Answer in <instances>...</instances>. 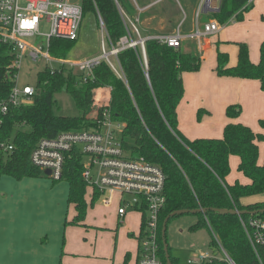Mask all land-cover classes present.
I'll list each match as a JSON object with an SVG mask.
<instances>
[{
  "label": "trees",
  "instance_id": "1",
  "mask_svg": "<svg viewBox=\"0 0 264 264\" xmlns=\"http://www.w3.org/2000/svg\"><path fill=\"white\" fill-rule=\"evenodd\" d=\"M247 1L220 0L218 12L201 13L206 17L202 24L215 20L223 26L242 21L243 13L248 10ZM132 4L131 0H82L83 18L92 14L99 28V16L113 45L125 36L135 41L137 36L120 13L121 9L134 22L138 11ZM184 44L174 49L158 40H146V62L140 46L126 48L117 55V73L121 76L102 61L93 69V77L86 82L71 70L45 66L37 73L32 103L10 108L6 114L0 113V147L3 146L0 148V177L38 176L41 172L29 160L36 143L61 132L93 126V121L86 116L108 106L113 121L122 125L124 147L134 157H142L160 166L166 175L165 204L159 215L160 260L166 264L161 236L164 219L177 210L204 209L205 213H195L200 222L190 229L198 228L202 220L205 221L203 224L219 239L235 264H258L239 217L215 209L250 213L264 210V201L243 202L264 193V156L262 164L258 163V143H264V136L240 123L227 124L221 138L189 140L180 132L177 107L184 95L182 74L196 72L201 65L200 56L185 50ZM74 45V41L52 39L48 50L52 56L64 58ZM238 48V61L234 67L227 66L226 53H217L216 74L258 80L260 90L264 92V44L260 48L258 64L250 62L245 44H238ZM13 61L11 47L0 42V101L8 97L13 85L11 79L16 72L12 67ZM62 92L71 96L79 115L69 117L55 113V95ZM201 113L199 110L198 118ZM225 114L229 119H236L241 108L228 106ZM8 146L12 147L11 151L5 149ZM231 156L238 158L237 172L248 180L247 184L238 180L232 185L226 182ZM81 170L80 160L73 156L66 160L62 174V180L69 185L68 200L76 211L73 224L84 219L87 208L84 199L87 185L81 177ZM142 214L140 236L145 227V211ZM249 215L244 214L242 218ZM210 248H216L215 240L211 241ZM168 250L170 254L169 245ZM214 252L218 253L217 250ZM170 259L171 264H177L171 254ZM204 264L227 263L215 260Z\"/></svg>",
  "mask_w": 264,
  "mask_h": 264
},
{
  "label": "crops",
  "instance_id": "2",
  "mask_svg": "<svg viewBox=\"0 0 264 264\" xmlns=\"http://www.w3.org/2000/svg\"><path fill=\"white\" fill-rule=\"evenodd\" d=\"M256 2L264 10V0H251L248 9L254 8ZM216 4L212 2L213 6ZM250 14L244 12L242 21L231 22L218 34L204 38L201 46H196L202 52L199 70L182 74L184 95L177 107V120L178 129L189 140L221 138L229 123H240L264 136L259 123L263 119L264 124V92L259 81L218 76L215 72L218 52L228 55V67L236 66L238 44L247 46L251 63H259L264 19L256 22L255 15ZM231 105L241 108L236 119L226 117V108ZM258 148V163L262 164L263 159L260 162L259 158L261 153L264 156V143H258ZM231 162L237 167L239 160L231 156L229 165ZM43 175L0 177V264H136L141 226L137 212L128 209L123 219H119V198L100 196L87 187L84 219L73 224L76 211L68 200L67 181L55 183ZM241 176L239 183L247 184L248 180ZM227 178L228 184H234ZM103 198L111 202L104 205Z\"/></svg>",
  "mask_w": 264,
  "mask_h": 264
},
{
  "label": "built area",
  "instance_id": "3",
  "mask_svg": "<svg viewBox=\"0 0 264 264\" xmlns=\"http://www.w3.org/2000/svg\"><path fill=\"white\" fill-rule=\"evenodd\" d=\"M163 1L165 0H150V3L145 7H140L138 0H131L139 13ZM214 1L217 2L215 6L212 5ZM219 1L199 0L193 29L187 34H184L181 29L185 22L184 18L176 30L171 33L143 38L138 32L135 22L120 9L122 18L129 23L132 31L134 30L137 40L134 41L125 36L116 45L110 42L104 23L98 16L101 55L73 61L66 57H54L48 49L52 39L74 42L78 40L83 23L82 3L74 2V0H0V42L11 47L14 55L12 67L16 71L11 79L13 85L8 97L0 101V113L6 114L10 108H18L32 103L36 94L34 85L19 83V68L24 59L29 58L33 62L43 61L51 69L63 67L66 70H76L77 74L81 75L83 82L93 77V69L102 61H105L117 73V55L126 48L140 46L146 62L145 38L158 40L174 49L180 48L187 40L194 41L196 46L200 47L204 38L218 34L223 28L215 20H210L202 25L198 21L200 14L206 12L205 6L208 9L207 12L219 10ZM247 3L248 7L251 0H248ZM43 20L50 25V30L46 35L39 33V27ZM38 36L44 37L45 48L27 42V39ZM106 41L109 46L108 51L106 50ZM111 57L115 58L117 66ZM51 64H55V66ZM87 118L93 121V126L61 132L52 138L40 139L30 153L31 165L44 175L45 171H49L48 177L54 181H60L66 160L76 156L80 160L81 177L87 187L96 191L100 196L104 194L119 196L117 208L119 219H123L128 209L135 211L139 209L142 213L145 211V227L141 236L139 233L140 246L136 264H164L158 256L159 215L165 204L166 175L164 171L160 166L152 164L142 157L137 158L132 154L125 153L127 149L122 143V125L113 121L108 106ZM114 124L119 129V135L117 132L115 134ZM0 148L3 146L1 145ZM5 149L11 151L12 147L8 146ZM93 170L94 174H91ZM125 195H132V201H126ZM110 202L111 200L107 198L102 199L104 205H108ZM238 217L257 263L264 264V215L257 213L250 214L245 219L242 216ZM213 237L217 249L210 250L212 252L217 250L218 254L223 255V258L219 260L227 264H235L219 239L215 235ZM215 260H218L216 256L208 252L196 256L195 260H191L190 263L204 264Z\"/></svg>",
  "mask_w": 264,
  "mask_h": 264
},
{
  "label": "rangeland",
  "instance_id": "4",
  "mask_svg": "<svg viewBox=\"0 0 264 264\" xmlns=\"http://www.w3.org/2000/svg\"><path fill=\"white\" fill-rule=\"evenodd\" d=\"M74 2L82 3V0H74ZM149 2L150 0H138V5L140 7H145L147 4H149ZM198 2L199 0H166L161 4H157L152 8L145 10L142 13L136 12L137 14L134 21L136 28L139 34L143 37H150L156 34L171 33L176 30L178 25L185 18V22L182 25L181 29L184 34H187L193 29ZM132 5L133 7H135L134 4ZM248 11L251 12V16L255 15L254 19L256 22L263 21L264 10L263 8H260L258 2L255 3L254 8H249L245 13H247ZM198 21L202 25V23L206 21V17L201 14V16H199L198 18ZM226 25H223V27H225ZM49 30V23L43 20L41 26L39 27V33L41 35H46L48 34ZM134 34L136 35V33ZM43 38L44 37L38 36L36 38L27 39V42L36 46L41 45L43 48H45V40ZM186 42L188 44L184 46L185 50L195 52L199 56L201 55L202 52L200 53L196 49V44H192L194 41L187 40ZM212 46H216V43H214V45ZM106 50H109L107 41ZM101 53L100 29L97 27V23L93 15L86 14L83 18L79 38L75 42V45L67 52L65 57L69 58L70 60L76 61L84 60L85 58L99 57ZM111 60L115 63V66H117L115 58L111 57ZM51 65L55 66V64ZM45 66L46 64L43 61L33 62L29 58L24 59L21 67L19 68V83L21 85H35L37 82V73L41 71ZM72 72L74 74L78 73L76 70H73ZM55 100L56 104L54 107V111L56 114L69 117L79 115L73 99L67 93L62 92L56 94ZM89 115L90 114H88L86 118L91 117V115ZM222 117L225 118V115ZM261 120L259 121V123L262 128H264V124L263 122H261ZM113 128L115 129V134L117 132V135H119V129L116 127V124L113 125ZM125 153L130 155L133 154L131 151H129V149H127ZM262 155L263 154L261 153L259 158L260 162L263 159ZM85 162H87L86 159ZM91 174H94V170L91 171ZM242 178L243 177L241 176V174L237 172L236 165L231 162L230 173L228 175L227 181L234 183L236 180L241 181ZM61 182L63 181H56L55 183ZM117 198H119V196H117ZM124 199L131 202L133 196L125 195ZM257 201H264V193L246 198L244 200L245 203H254ZM135 212H137V214L140 216L142 214L139 209H137V211ZM199 222L200 221L198 216L190 213L182 214L168 222L166 227V239L170 247V254L177 260V264H200L199 262L190 263V261L195 260L196 256L208 252L216 256V259L218 260L223 258L222 254H218L210 250V244L212 240L214 241V238L209 227L206 224H203V222L206 223L205 221L202 220V225H200L198 228L190 229L192 225H196Z\"/></svg>",
  "mask_w": 264,
  "mask_h": 264
},
{
  "label": "water",
  "instance_id": "5",
  "mask_svg": "<svg viewBox=\"0 0 264 264\" xmlns=\"http://www.w3.org/2000/svg\"><path fill=\"white\" fill-rule=\"evenodd\" d=\"M206 8V6H205ZM215 12H218V9L215 11ZM145 40H147V38H145ZM50 172L49 171H45V175H49ZM215 211L217 212H221V213H226V214H231V215H236V216H242L244 214H257V213H261L263 214L264 213V210H258V211H254L252 213L248 212V211H239V210H236V209H232V210H219V209H215ZM196 212H202V213H205V210L204 209H198V210H177V211H174L173 213H171L169 216H167L164 221H163V224H162V229H161V236H162V241H163V251H164V255H165V260H166V264H171V259H170V254H169V250H168V245H167V242H166V238H165V235H166V227H167V224L169 222V220L173 217H177V216H180L182 214H195Z\"/></svg>",
  "mask_w": 264,
  "mask_h": 264
}]
</instances>
